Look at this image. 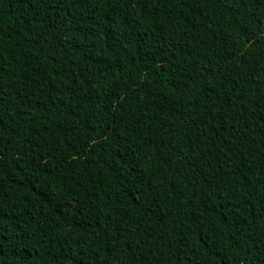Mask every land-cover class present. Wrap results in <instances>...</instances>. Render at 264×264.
<instances>
[{"label":"trees","instance_id":"trees-1","mask_svg":"<svg viewBox=\"0 0 264 264\" xmlns=\"http://www.w3.org/2000/svg\"><path fill=\"white\" fill-rule=\"evenodd\" d=\"M0 264H264V0H0Z\"/></svg>","mask_w":264,"mask_h":264}]
</instances>
